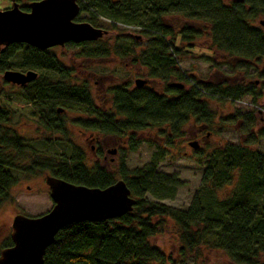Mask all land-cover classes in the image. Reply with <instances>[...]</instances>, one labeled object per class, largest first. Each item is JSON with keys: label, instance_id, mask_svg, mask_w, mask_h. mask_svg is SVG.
I'll list each match as a JSON object with an SVG mask.
<instances>
[{"label": "trees", "instance_id": "trees-1", "mask_svg": "<svg viewBox=\"0 0 264 264\" xmlns=\"http://www.w3.org/2000/svg\"><path fill=\"white\" fill-rule=\"evenodd\" d=\"M34 1L40 0H28ZM14 2L21 4L23 0ZM77 2L81 11L89 14L87 21L92 26L97 27L104 20L109 21L112 30L119 29L117 24L137 26L141 39L147 44L174 43L176 37L189 44L204 38L205 44L232 59L234 69L250 67L256 60V63L264 61V28L259 25V21L264 20V0ZM20 8L29 10L26 4ZM171 20L181 23L174 25L175 21ZM119 34L79 45L71 43L72 60L83 63L110 59L115 52L110 43L140 41ZM146 48L148 52L158 50L154 46ZM17 55L20 58L18 69H40L43 73L24 86L9 85L10 91L4 89L7 86L5 81L0 86V206L13 201L10 190L18 183L16 174L37 173L91 188H105L123 180L136 200L132 212L120 218L73 223L62 228L46 249L43 264H187L189 259H198L203 246L224 254L230 264H264V154L246 143H224L215 152L202 157H209L210 161L202 177L204 196H196L185 211L147 198V195L160 199L168 197L169 190L178 186L175 179L156 169L159 160L170 152V139L179 134V124L192 116L197 121H206L214 134L223 129L213 130L217 112L211 111L209 101L202 100L204 95L201 92L211 91L220 95L222 101L229 99L232 102L252 95L254 103L259 95L249 86L208 88L196 83L183 93L182 112L176 102L172 105L170 100L167 107H153L150 115L154 125L160 126L161 119L168 122L167 148H157L158 154L156 152L141 168L128 171L125 165H120L114 177L89 157L90 148L88 150L76 141L74 129L77 128L79 133H100L104 129L106 133L116 134L128 129L138 130L144 127V122H140L144 115L136 112L134 125L124 127V117L129 123L135 112L126 111L122 106L132 100L114 93V97L120 100V127L113 123V108L105 113L103 127L101 111L90 86L75 75L73 64L68 68L53 54L38 57L35 47L10 44L0 47V74L11 67L10 60ZM38 58H41L40 62L36 61ZM220 99H217L219 103ZM140 101L150 104L145 108L147 110L156 105L157 100L152 96L137 98L135 108ZM58 109L62 112H57ZM156 118H159L158 122ZM250 121L251 131L256 124L252 116ZM19 123L33 126L37 135L39 132L48 133L44 143L62 144L63 151L54 157L38 152L33 146L38 139L19 137L13 128ZM260 133L264 137V126ZM129 145L135 151L139 144L131 141ZM167 221L176 228L177 258L151 242L168 229ZM11 245L8 238L1 250Z\"/></svg>", "mask_w": 264, "mask_h": 264}, {"label": "rangeland", "instance_id": "rangeland-1", "mask_svg": "<svg viewBox=\"0 0 264 264\" xmlns=\"http://www.w3.org/2000/svg\"><path fill=\"white\" fill-rule=\"evenodd\" d=\"M29 3L30 2H28V0H23V2L21 4L19 2L18 5L20 7L25 4L28 5ZM11 7L12 2L10 0H0V10H6ZM89 17L90 16L87 12L82 11H80L78 15L79 21L83 22H88L87 20L89 19ZM174 21L175 20H171V22ZM108 22V20H104L97 26L109 32L106 37L112 35L114 36L118 33H120L119 35L124 37H132L134 35H139V27L137 26H123L121 24H117V27L119 29L112 30ZM177 23L181 22L177 20L174 22V25ZM143 41L144 40L142 39L140 40V42ZM177 42L180 41L177 40ZM114 43L120 42H118L117 40L110 44ZM205 43L206 42L204 38L189 44L184 43L185 55L184 58L180 60V67L186 72L191 71L192 73H194L197 82L193 81V84L200 83L206 87H214L217 86L216 83H221L222 75L228 76L229 82L237 81L239 79V75L236 72H233L234 70L232 71L235 65L233 63H229V66H226L221 63L220 57L216 53H211L209 49L210 46ZM52 53L57 54L58 59L63 62L64 65H66L68 68H71L70 64L74 65L73 70L75 71L76 69L75 75L78 76L80 79L86 80L88 82L92 95L96 100V104L99 105L97 102V96L101 97V94L98 92L101 90L100 82L102 79H104L103 77H105L106 79L107 76L113 72L109 69L98 66L96 61H84L82 63V61L80 60H72V53L69 49V46L63 49L60 48L58 50H53ZM218 54L223 53L218 52ZM262 61L256 63V60L254 63L259 64ZM10 63L11 67L7 70H15L21 72L25 71L21 68L18 69V67H20V58L18 55L11 59ZM84 63L86 65L82 67ZM241 70L248 71L250 69L248 67H244ZM2 73L0 74V86L3 83ZM123 77L124 75L121 74L119 76L120 79L118 78L119 80L117 82L121 81ZM6 84L7 86H5L4 89L6 91H10L9 85L11 84ZM114 84L110 83L106 86L113 87L115 86ZM191 84L192 83H190V86ZM201 94H203V92H201ZM250 100V98L245 97L241 99L243 103L234 102L232 104V109H239L241 111H246L250 109L256 110V108H253V106L251 105ZM262 100H264V98ZM262 100L258 101L261 102V104H256V106L264 109V101ZM223 109L225 111L227 110L225 106H223ZM255 127L258 128V131H250V127L248 131L247 129H241V125L238 124V122L236 123L234 121L233 123H229L226 127L221 129V131L215 132L213 138L203 146L202 150H204V152L199 153L201 152L199 151L194 154L193 157H187L185 155L182 156V153L184 151L188 152V149L185 145L184 148H182L181 142L192 132V127L189 122L186 123L184 133L178 140L179 143L177 144V153L174 154L173 152H168V154L164 155L157 163L156 169L157 172H159L160 174L175 179L178 182V186L169 190L170 196L168 197L164 196L162 199H160L154 197L153 195H147V198L150 201L162 203L166 206L172 207L175 210L185 211L190 206L196 196H204V193L201 190L203 188L202 177L210 161L209 157L204 159L202 157H206L211 151L215 152L217 148H220V146L224 143H246L252 149H255L259 153L264 154V137H262L261 133L259 135V131L263 129V125H257ZM13 128L18 133L19 137L21 135L27 139H38L36 142L33 143L34 148L38 152H44L47 156L54 157L55 155H59L63 151L62 144H57L56 146H54V143H44L47 141L46 138H48L47 136H49V134H45V132H39V134L37 135V130L33 126H29V124H22L21 126L19 123L15 127L13 126ZM160 129L161 128H155L151 130V134L148 137L150 139V142H148V147H146V145H138L135 151L124 153L126 155V158L123 157V159L125 162L126 169L128 171L141 168L142 166L150 162L152 156L158 151L157 148H159L160 141L156 136L160 134ZM74 132L76 133V141L83 145L86 144L85 138L92 136V134H90L89 132H86L85 135H82L81 133H79L77 128L74 129ZM154 144L158 145V147H156ZM86 147L89 150L90 145H87ZM158 152L156 154H158ZM120 155L118 154L117 160H119ZM197 160H201V162L198 163ZM45 174L46 173L16 174L19 177L18 183L10 190V194L12 195L13 201L5 202L0 206V250L2 246L6 243L7 239L10 238L9 234L11 232V224L13 217H15L17 214H23L25 216L30 217H37L42 214H45L52 208L53 202L49 197V189L45 184ZM220 193L221 192H218L219 196H221ZM166 225L168 226V229H166L161 236L153 239L151 242L154 246L161 248L166 253H173L172 255L174 256V258H177L178 243L176 228L170 221H167ZM187 264L230 263L228 258L224 254L216 252L213 249L205 248L203 246L201 247L200 256L198 257V259H189Z\"/></svg>", "mask_w": 264, "mask_h": 264}, {"label": "flooded vegetation", "instance_id": "flooded-vegetation-1", "mask_svg": "<svg viewBox=\"0 0 264 264\" xmlns=\"http://www.w3.org/2000/svg\"><path fill=\"white\" fill-rule=\"evenodd\" d=\"M31 3V2H30ZM29 3V4H30ZM28 4V8H29ZM19 6V5H18ZM20 8V7H19ZM20 10L24 11L22 8ZM29 11V10H28ZM81 11V9H80ZM75 22H83L79 21L78 17L74 19ZM95 27V26H94ZM99 28V27H98ZM173 30V29H172ZM109 33V32H108ZM108 35V34H107ZM105 35V36H107ZM103 36L102 38H104ZM130 37V36H129ZM101 38V39H102ZM134 40H141L140 35H134L130 37ZM178 41H180L179 37H176ZM84 43V42H83ZM71 43L65 44L63 47L55 46L51 48H47L44 50H37V55L40 57L41 55L45 54H53L55 58H58L57 54L52 53L53 50L63 49L68 47ZM76 44V43H72ZM82 44V43H77ZM110 47H114L115 52L113 53V58L110 59H98L97 65L106 69H109L113 73H110L107 78L103 77L104 79L101 80L100 86L101 90L98 91L101 94V97L97 96V105L98 109L101 111L100 118L102 121V126L104 127V118L105 113L109 109H114V119L113 123L119 125L120 127V100L114 97V93L122 94V96H128L132 103L123 104V109L133 110L135 114L132 116L131 122L127 123L124 117L123 123L124 127H128L129 125H134V121H136V112L141 116L144 117L140 120L143 123L144 127L139 128L138 130H126L122 132L116 133H106L103 129L100 133H90L92 136L85 138L86 146L90 145L89 157L97 162L102 169L107 171L110 174H115L120 168V165H125L123 157L126 158L124 153L131 152V145L130 142L134 141L136 145H146L148 147V142L150 139L148 138L151 134V130L155 128H161L160 134L158 137L160 143L159 147L167 148V140L169 136V125L166 119H161V125L156 126L154 125L152 116L153 107L164 106L167 107V102L170 100L171 104L173 105L176 102V105L180 112L184 109V95L183 93L187 91L190 87L195 86L193 81H196V77L194 73L191 71H184L180 67V60L184 58V43L183 42H174V43H159V44H147L143 42H123V43H114L109 44ZM154 46L157 47V51H149L148 48ZM211 53H216L220 57V62L226 66H229V63H232V59L228 58L225 54H218L215 51L214 47H209ZM147 55L150 57L147 59ZM143 56L145 58H143ZM36 61L40 62L41 58H38ZM39 67V66H38ZM37 67V68H38ZM264 61L260 62L259 64L254 63L250 67V70L243 71L232 69L233 72H236L239 75V79L235 82H229V77L226 75H222L221 83H216L217 86L221 88H226L230 86L236 85H244L246 88L249 86L250 90L253 93L259 95L258 98L255 99L253 103L254 97L252 95H246L245 97L250 98L251 105L256 110L250 109L246 111H241L239 109H232V104L235 103H243L241 99L230 101L229 99H224L222 101V97L220 95L212 94L211 91H202L203 92V101H209L211 106V111L217 114L214 116L213 120V130H218L219 128L226 127L229 123H233L234 121L241 125V129L249 130L250 125L252 122L250 121V117L252 116L255 120L256 126H264V109L259 108L256 104H261L258 102L264 98ZM243 69V68H242ZM25 70L23 72H26ZM36 73L37 80L40 75L43 73L40 69L32 70ZM21 72V71H20ZM123 74L124 77L121 81L117 82L120 78L119 76ZM119 78V79H118ZM136 80L144 81L141 86L136 85ZM117 82V83H116ZM229 82V83H228ZM110 83H116L115 86L109 87L106 86ZM190 83L191 86H190ZM96 84V83H95ZM181 86V87H179ZM216 87V86H214ZM208 88H212L208 87ZM146 96H152L155 98L156 105H152L150 109H145L149 107V103L144 104V102L140 101L138 107L135 108L134 101L137 98H144ZM218 98H221V103L218 102ZM264 101V100H262ZM223 106L226 107V111L223 109ZM264 106V105H263ZM118 110V111H115ZM257 117V118H256ZM159 118H156V122H158ZM209 121V120H208ZM192 127V132L182 140L181 147L184 148V145L188 149L182 153V156L193 157L194 154L199 152L203 146L210 141L213 136L214 132L209 130V124L206 121H197L192 116H189L186 121L179 124L180 131L179 134L175 137L170 139L172 147H170L169 151L174 154L177 153L178 148L177 144L179 143V138L184 133V128L186 123H188ZM251 130L258 131L257 127H253ZM85 135V133H81ZM95 135V136H94ZM196 142L197 148H193L190 143ZM135 145V146H136ZM168 150V149H167ZM176 150V151H172ZM134 151V150H133ZM118 154L120 155L119 160H117ZM122 156V158H121ZM126 167V166H125ZM46 175L49 174H45ZM48 187V186H47ZM49 189V188H48ZM18 215V214H17ZM13 217V216H12ZM30 217V216H28ZM14 218V217H13ZM12 218V220H13ZM11 233V232H10ZM10 235V234H9Z\"/></svg>", "mask_w": 264, "mask_h": 264}, {"label": "water", "instance_id": "water-1", "mask_svg": "<svg viewBox=\"0 0 264 264\" xmlns=\"http://www.w3.org/2000/svg\"><path fill=\"white\" fill-rule=\"evenodd\" d=\"M11 2V8L0 10V47L25 44L44 50L67 43L97 41L108 34L88 22L74 21L80 13L77 0L34 1L29 4V11H22L14 0ZM259 25L264 28V20ZM2 79L11 85L24 86L36 79V73L5 70ZM143 83L136 80L137 86ZM190 145L197 148L196 142ZM45 184L52 208L37 217L18 214L13 218L12 245L0 251V264H43L46 249L65 226L117 219L132 212L136 205L123 180L105 188H91L46 175Z\"/></svg>", "mask_w": 264, "mask_h": 264}]
</instances>
